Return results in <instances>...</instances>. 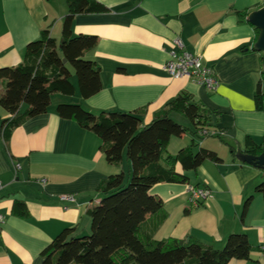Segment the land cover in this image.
<instances>
[{
    "label": "crops",
    "instance_id": "crops-1",
    "mask_svg": "<svg viewBox=\"0 0 264 264\" xmlns=\"http://www.w3.org/2000/svg\"><path fill=\"white\" fill-rule=\"evenodd\" d=\"M95 1L107 10L76 14L72 32L96 37L94 49L84 57L99 68L100 90L82 98L72 75V95L53 93L45 112L10 129L4 121L12 115L0 106V264H42L41 252L63 230L88 234L87 209L100 199L98 185L111 174L128 173L125 152L118 165L109 163L101 139L75 119L60 117L58 103H79L94 114L138 112L146 125L183 91L205 109L206 126L217 134L201 141L188 130L171 137L161 163L187 146L193 152L200 146L215 151L221 161L205 160L188 171L176 164L187 182H162L150 189L166 213L153 238H192L220 249L229 234L244 233L250 258H233L227 264H264V200L255 192L264 171L239 162L229 150L233 145L244 151L247 137L256 144L264 140V109H257L254 100L257 84L262 83V54L253 49L255 28L237 16L239 11L260 8L264 0ZM66 13V0H0V68L21 63L27 43L44 29L59 44ZM174 37L214 68L219 79L215 91L165 71ZM3 92L0 80V95ZM26 108L22 103L20 112ZM173 116L191 126L184 115L172 112ZM13 163L19 164L16 173ZM189 185L207 188L210 197L192 206ZM16 200L25 202V217L13 214Z\"/></svg>",
    "mask_w": 264,
    "mask_h": 264
},
{
    "label": "trees",
    "instance_id": "trees-1",
    "mask_svg": "<svg viewBox=\"0 0 264 264\" xmlns=\"http://www.w3.org/2000/svg\"><path fill=\"white\" fill-rule=\"evenodd\" d=\"M66 1L61 47L44 29L39 38L27 43L21 63L0 68V80L4 81L0 106L12 115L4 121L7 129L45 112L53 93L72 95L73 74L82 98L101 88L98 66L84 57L94 49L96 37L74 35L72 23L76 14L106 11L107 7L95 0ZM247 15V11L237 12L240 21H246ZM255 32L256 38V28ZM254 100L257 109H264L262 83L257 84ZM22 103L27 105L24 112H20ZM56 111L60 117L75 119L94 132L102 141L101 149L109 163L118 165L125 152L129 169L128 173L109 175L98 185L100 199L87 209L89 233L75 236L72 229L63 230L41 252L42 264H227L233 258H250L251 245L244 233L229 234L220 249L192 238H153L166 213L161 199L151 194L150 189L162 182H187V176L175 170L176 164L188 171L205 160L221 161L215 151L200 146L193 152L192 146H187L174 156L166 155L164 164L161 163L171 137H179L187 130L197 141L206 137L200 132L209 130L208 115L192 94L185 91L178 94L146 125H142L138 112L112 110L94 114L79 103H58ZM172 112L184 115L191 126L174 121ZM263 145L264 140L256 144L247 137L246 148L240 151L259 154ZM229 150L235 156L239 149L232 145ZM255 192L264 200V181L256 185ZM250 199L245 200L243 212ZM12 211L25 217V202L16 200Z\"/></svg>",
    "mask_w": 264,
    "mask_h": 264
},
{
    "label": "built area",
    "instance_id": "built-area-1",
    "mask_svg": "<svg viewBox=\"0 0 264 264\" xmlns=\"http://www.w3.org/2000/svg\"><path fill=\"white\" fill-rule=\"evenodd\" d=\"M171 44L172 48L169 52L170 57L163 65L165 71L175 78L188 77L207 89L215 91L219 84V79L214 68L206 65L196 54L188 52L179 37H174ZM200 133L205 136L217 134L216 131L214 132L211 130H203ZM13 166L16 173L19 164L13 163ZM42 181L44 180L42 179ZM1 187L2 184L0 181V188ZM187 191L192 206H199L210 197V191L205 187L189 185ZM61 198L65 200H73L71 195H62ZM2 223L3 216L0 214V228ZM260 249L264 252V246Z\"/></svg>",
    "mask_w": 264,
    "mask_h": 264
},
{
    "label": "water",
    "instance_id": "water-1",
    "mask_svg": "<svg viewBox=\"0 0 264 264\" xmlns=\"http://www.w3.org/2000/svg\"><path fill=\"white\" fill-rule=\"evenodd\" d=\"M246 20L258 30L253 43V49L262 54V84L264 89V5L249 12ZM60 42L61 39L59 41V48L61 47ZM62 62L66 63V60L62 59ZM235 158L241 163L250 164L264 171V150L259 154L244 153L240 150H236Z\"/></svg>",
    "mask_w": 264,
    "mask_h": 264
},
{
    "label": "rangeland",
    "instance_id": "rangeland-1",
    "mask_svg": "<svg viewBox=\"0 0 264 264\" xmlns=\"http://www.w3.org/2000/svg\"><path fill=\"white\" fill-rule=\"evenodd\" d=\"M73 76H74V74H73ZM75 77V76H74ZM75 80H76V78H75ZM174 121H176V122H179L180 123V118L178 117V116H173V117H171ZM208 137V136H207ZM126 155V154H125ZM90 226V225H89Z\"/></svg>",
    "mask_w": 264,
    "mask_h": 264
}]
</instances>
